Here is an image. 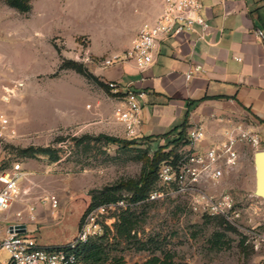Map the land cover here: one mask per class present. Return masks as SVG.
Returning <instances> with one entry per match:
<instances>
[{
	"label": "rangeland",
	"instance_id": "374dc122",
	"mask_svg": "<svg viewBox=\"0 0 264 264\" xmlns=\"http://www.w3.org/2000/svg\"><path fill=\"white\" fill-rule=\"evenodd\" d=\"M156 10V0H31L30 11L22 14L0 0V112L9 117L14 131L13 139L0 147V171L17 163L23 172L21 195L0 213V237L15 222V212L29 203L36 204L37 215L35 223H27L28 230L35 236L36 230H45L39 236L42 243L67 241L91 192L138 177L143 162L136 149L117 152L94 141L75 145L73 138L84 134L127 137L105 127L110 90L60 66L67 61L82 64L98 79L103 60L123 51L145 16H153ZM157 145L162 143L151 144V150ZM30 146L50 147L59 159L23 157L21 150ZM259 150H264V139L257 149L243 147L228 175L203 185L212 196L230 193L240 208L235 225L226 222L231 231L194 213L182 196L133 202L126 189L115 191L114 196L133 204L129 211L138 216L136 238L174 253L177 261L264 264V199L254 194L253 154ZM50 197L57 200L56 208H51ZM115 214L109 215L114 217L108 228L111 234ZM215 232L224 234L218 251L211 249ZM108 239L109 260L104 264L114 258L123 264H141L151 256L134 246H116L112 235ZM7 259V253L0 251V262Z\"/></svg>",
	"mask_w": 264,
	"mask_h": 264
},
{
	"label": "crops",
	"instance_id": "0c3cea01",
	"mask_svg": "<svg viewBox=\"0 0 264 264\" xmlns=\"http://www.w3.org/2000/svg\"><path fill=\"white\" fill-rule=\"evenodd\" d=\"M200 2V15L208 24L201 38L195 32L160 37L147 68L139 71L131 61L115 63L104 67L98 80L105 84L117 82L120 93L126 89L144 92L137 138H157L155 143L163 144L168 138L164 135L175 128L179 131L186 121V133L196 128L204 134L196 146L198 149L220 144L226 132L236 127L260 134L261 143L264 139V0ZM160 3L161 0H156V13L145 16L123 51L130 48L144 25L155 22ZM257 30L263 32L262 38L256 35ZM121 104V95L110 94L105 102L104 119L106 128L123 135L122 125L113 118L114 110ZM243 147L249 146H238L239 158Z\"/></svg>",
	"mask_w": 264,
	"mask_h": 264
},
{
	"label": "built area",
	"instance_id": "2783aa9c",
	"mask_svg": "<svg viewBox=\"0 0 264 264\" xmlns=\"http://www.w3.org/2000/svg\"><path fill=\"white\" fill-rule=\"evenodd\" d=\"M200 0H161L160 11L152 25H144L135 35L129 49L115 53L103 60L104 67L126 61L133 62L139 71L147 68L152 62V53L160 37L180 33H198L201 38L208 29V24L200 15ZM256 35L263 37L261 30ZM190 74L186 75L189 78ZM111 94H121L122 104L113 112L115 120L123 127L127 138H134L140 126L141 101L143 91L126 89L120 93L117 82H107ZM14 131L10 119L0 112V147L13 139ZM204 137L200 129H191L186 133L187 143L178 150L176 164H164L157 172L158 187L152 189L146 200L149 202L163 200L171 196H182L188 199L190 209L200 215L219 217L230 225H235L241 217V210L232 195L223 192L218 196L208 194L203 185L216 182L237 165L239 160L238 146L246 145L257 149L260 137L257 133L242 127H236L225 134L223 142L206 149L196 146ZM23 172L19 164L11 169L0 171V213L6 212L16 202L22 191L20 183ZM51 208L57 207L54 197L48 199ZM125 199L114 203L100 205L87 211L79 223L74 240L63 246L43 247L37 237L30 232L27 223H35L36 204H26L23 210L15 212V222L5 228L0 237V251L8 259L0 264H80L74 249L86 243L90 238L100 236L104 227L110 228V221L119 210L132 207ZM37 231V230H36Z\"/></svg>",
	"mask_w": 264,
	"mask_h": 264
},
{
	"label": "trees",
	"instance_id": "16d2710c",
	"mask_svg": "<svg viewBox=\"0 0 264 264\" xmlns=\"http://www.w3.org/2000/svg\"><path fill=\"white\" fill-rule=\"evenodd\" d=\"M4 3L10 8L16 10L19 13H28L31 9V0H4ZM61 69H71L79 75L86 78L88 81H92L104 90H108L106 84L100 82L96 77L88 73L82 66V64L75 63L73 61L64 62L60 66ZM121 95V94H112ZM186 121L171 132L164 135L167 140L165 144L157 145L154 150H151L150 145L156 142L157 138H121L111 135L99 133L97 135L84 134L78 138H73L75 145L78 146L83 142L88 145L90 142H101L107 146L115 147L117 152H129L135 150L140 152L139 157L142 160V167L140 173L136 179L119 180L111 187H105L100 191L91 192L90 204L87 211L96 208L103 204L114 203L120 200L119 197L114 196L115 191L120 189H126L132 193L131 201H139L146 199L148 193L154 189L157 183L158 169L164 164L175 165L178 158V150L185 146L186 140ZM169 136H171L169 138ZM137 145H143L144 149L140 150ZM21 154L25 158H35L39 155L47 157L51 162H56L59 157L55 150L50 147H33L30 146L21 150ZM123 199V198H121ZM86 211V212H87ZM203 217L213 219L216 222V226L222 228L225 231H231L232 228L227 225L226 221L219 217H211L203 215ZM138 216L134 212L126 210L120 211L115 214V222L113 224L114 231L111 234L107 227H104L103 233L100 236L90 238L86 243L77 245L74 249L79 263L81 264H104L109 260L108 249L110 245L108 243V236L112 235L113 243L116 246L122 244L126 247L134 246L138 251H149L151 256L147 258L141 264H184L177 261L175 254L167 250H162L159 245L149 247L148 242H141L136 238V228L138 226ZM224 234L215 232L211 239L212 251L221 250L223 247ZM243 240L241 241V244ZM155 251H159L156 255ZM111 264H123L120 258H114Z\"/></svg>",
	"mask_w": 264,
	"mask_h": 264
},
{
	"label": "water",
	"instance_id": "95a60500",
	"mask_svg": "<svg viewBox=\"0 0 264 264\" xmlns=\"http://www.w3.org/2000/svg\"><path fill=\"white\" fill-rule=\"evenodd\" d=\"M253 165H254V178H255V182H254V194L262 199H264V150H259L254 152L253 154ZM73 204V203H72ZM89 204H90V198H87L86 204L83 208V210L81 211V213L79 214V217L77 219V223H76V230L75 233L72 235V237L70 239H68L67 241H64L62 243H42L41 241H39V236H42V234H44V231L38 229L36 231V237H37V242L40 246L43 247H54V246H63V245H67L69 243H71L76 235V232L78 230L79 227V223L81 221V219L83 218L84 214L86 213V211L89 208Z\"/></svg>",
	"mask_w": 264,
	"mask_h": 264
}]
</instances>
